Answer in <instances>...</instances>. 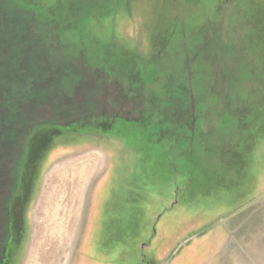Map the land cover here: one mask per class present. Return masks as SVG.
<instances>
[{"label": "rangeland", "instance_id": "374dc122", "mask_svg": "<svg viewBox=\"0 0 264 264\" xmlns=\"http://www.w3.org/2000/svg\"><path fill=\"white\" fill-rule=\"evenodd\" d=\"M2 224V264H264V0H0Z\"/></svg>", "mask_w": 264, "mask_h": 264}, {"label": "trees", "instance_id": "16d2710c", "mask_svg": "<svg viewBox=\"0 0 264 264\" xmlns=\"http://www.w3.org/2000/svg\"><path fill=\"white\" fill-rule=\"evenodd\" d=\"M233 47H235V46H233ZM188 52H189V49L187 50ZM228 55H232V53H229ZM242 59H244V60H241V58H240V56L238 57V58H236V59H233L232 57H230L229 59H228V61H229V63H231L230 65H233V66H230V67H234L232 70H236V69H244V68H246V67H248L250 64H251V62L248 60H245V59H247L246 57H243ZM200 60V59H199ZM87 61V60H86ZM201 62H204V61H202V60H200ZM96 62V61H95ZM186 62H188V65H190L191 66V64H192V62H191V58H189V60H187ZM87 63H88V65L89 66H92L93 64H94V62L92 61V60H90V61H87ZM205 63V62H204ZM235 65V66H234ZM225 66H227V62H226V60H225ZM115 77V76H114ZM129 77V76H128ZM127 77V78H128ZM133 78H134V75H132V76H130L129 77V79H128V84H130V83H132V80H133ZM165 88H169V86L168 85H166L165 87H164V85L162 86V87H160V93H162L161 91H163V90H165ZM179 91H178V90ZM177 89H176V91L179 93V94H181V96H182V88H180V87H177ZM124 90H125V88H124ZM126 91V90H125ZM196 104H198V102L196 103ZM15 108V107H14ZM14 110V109H13ZM16 110V109H15ZM199 110H201V107H198L197 106V111H196V113H198L199 112ZM13 114H16V112L17 111H11ZM147 112V111H146ZM145 112V113H146ZM101 114V113H100ZM100 114H98V115H96V116H99L100 118H104V117H108V116H103V115H100ZM141 114H143V113H141ZM227 115L226 116H223V117H226V118H228V120L226 121L227 123H235L236 121H232L230 118H229V116H228V113H226ZM157 119H162V117L160 116H158V112H157V115L156 114H153ZM13 116V115H12ZM154 116H151V115H149V116H147V117H149L148 119H147V117H146V115L144 114V117H142L141 119H136L135 121L134 120H125V119H123V118H121V117H117V118H120V119H118V122H123V123H133V124H139V125H141V124H146V123H144L145 121H147V120H149V119H151L150 117H154ZM16 117L17 116H13L12 117V119H16ZM97 118V117H96ZM117 118H115V119H113V120H111V121H114V122H107V124L102 128V129H105V131H107V130H110V129H112L114 126V124H115V122H116V120H117ZM249 118V117H248ZM252 117H250L249 119H251ZM253 120V119H252ZM90 121H92V120H87L86 122L88 123V124H90ZM150 121V120H149ZM159 121V120H158ZM68 124V123H67ZM86 124V123H85ZM160 124H162L163 125V123H158L157 125H156V127L155 128H151V135H153V136H151L150 135V137L160 146V147H162L163 149H164V151L165 152H168V147H172V145L171 144H175L176 143V147H175V150H177L179 147H181V148H179V150H180V152L178 153V155H182V156H180L179 157V160H180V158H182V161H183V163H187V161L188 160H190V156H189V153H188V151H189V148H190V146H189V144H188V142L186 141V138H185V134H182L181 132H179V130L177 131L176 130V132L177 133H175V135H174V137H170L169 135H165V136H163L162 134V132H163V127H162V125L160 126ZM40 125H45V126H48L49 125V123H47V122H41V123H35L34 125H33V128H31L30 130H28V132H27V134H25V136L26 135H28V134H30V132H32V131H34L35 129V127L36 126H40ZM62 125V124H61ZM81 125H84V124H81V123H79V122H75V127H78V128H80V127H88V125H86V126H81ZM28 126H29V124H28ZM92 126H95V125H92ZM29 128V127H28ZM184 128H186L187 129V127H184ZM126 134H124L123 136H125ZM27 137V136H26ZM14 139L15 138H13V141H14ZM169 143H171V144H169ZM180 162V161H179ZM10 197V196H9ZM10 199V198H9ZM8 205V204H7ZM6 215V214H5ZM8 217V216H7ZM9 217H10V215H9ZM8 217V218H9ZM13 220V218L11 219V221ZM2 239L0 238V261H1V264H2V261L5 259V256H6V250H7V244H5L6 243V239H4L3 241H1ZM3 242V243H2ZM5 244V245H4Z\"/></svg>", "mask_w": 264, "mask_h": 264}, {"label": "crops", "instance_id": "0c3cea01", "mask_svg": "<svg viewBox=\"0 0 264 264\" xmlns=\"http://www.w3.org/2000/svg\"><path fill=\"white\" fill-rule=\"evenodd\" d=\"M66 221H67V219L64 218L62 222L56 223V226H57V227H60V228H63V227H65V225H66ZM59 231H60V230H57V233H55V239L60 238V237H61V233L64 232V231H66V229L62 230L61 233H59ZM57 236H58V237H57Z\"/></svg>", "mask_w": 264, "mask_h": 264}, {"label": "flooded vegetation", "instance_id": "af4514ba", "mask_svg": "<svg viewBox=\"0 0 264 264\" xmlns=\"http://www.w3.org/2000/svg\"><path fill=\"white\" fill-rule=\"evenodd\" d=\"M11 157H12V156H11ZM12 159H13V158H12ZM8 191H9L8 194H10V189H8ZM6 209H7V207H6ZM9 210H10V209L7 210V213L10 212ZM9 214H10V213H9ZM8 217H9V215H8ZM8 223H10V217L8 218ZM2 227H3V229H2L3 232H6V231L8 232V233H7V237H6V234H5V238H4V239L7 240V241H6V244H7V242H8V238H9V236H10V235H9L10 227H9V225H8V228L5 227V224H2ZM6 228H7V229H6ZM8 235H9V236H8ZM0 238H1V237H0Z\"/></svg>", "mask_w": 264, "mask_h": 264}]
</instances>
